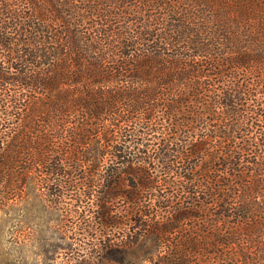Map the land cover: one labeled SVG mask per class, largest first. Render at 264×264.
Segmentation results:
<instances>
[{
	"label": "trees",
	"instance_id": "1",
	"mask_svg": "<svg viewBox=\"0 0 264 264\" xmlns=\"http://www.w3.org/2000/svg\"><path fill=\"white\" fill-rule=\"evenodd\" d=\"M26 206L103 263L264 264V0H0V210Z\"/></svg>",
	"mask_w": 264,
	"mask_h": 264
},
{
	"label": "rangeland",
	"instance_id": "2",
	"mask_svg": "<svg viewBox=\"0 0 264 264\" xmlns=\"http://www.w3.org/2000/svg\"><path fill=\"white\" fill-rule=\"evenodd\" d=\"M27 208L31 207L13 211L14 221L8 219L10 214L0 210V264H134L137 261L131 254H123L122 260L109 263L90 257L85 252L93 248L95 253L98 244L82 234V221L78 224L67 220L60 222L61 213L58 217L52 212L47 218L42 217L38 209ZM62 232L65 237L59 235ZM42 250L49 252L39 254ZM137 264L149 263L140 261Z\"/></svg>",
	"mask_w": 264,
	"mask_h": 264
}]
</instances>
